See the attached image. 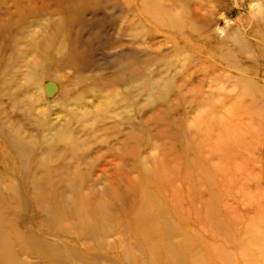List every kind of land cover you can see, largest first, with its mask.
<instances>
[{"label": "rangeland", "instance_id": "rangeland-1", "mask_svg": "<svg viewBox=\"0 0 264 264\" xmlns=\"http://www.w3.org/2000/svg\"><path fill=\"white\" fill-rule=\"evenodd\" d=\"M0 216V264H264V0H0Z\"/></svg>", "mask_w": 264, "mask_h": 264}, {"label": "bare ground", "instance_id": "bare-ground-1", "mask_svg": "<svg viewBox=\"0 0 264 264\" xmlns=\"http://www.w3.org/2000/svg\"><path fill=\"white\" fill-rule=\"evenodd\" d=\"M89 217V216H88ZM88 221H90L94 226H95V222L92 221V217H90L88 219ZM3 223V219L0 216V225H2ZM20 241H24L23 239H21ZM31 243L34 244V241L31 240ZM37 244V242H36ZM0 246L2 247V253L4 254V256H6L7 258L11 257V242L9 240L8 237L4 236H0Z\"/></svg>", "mask_w": 264, "mask_h": 264}]
</instances>
